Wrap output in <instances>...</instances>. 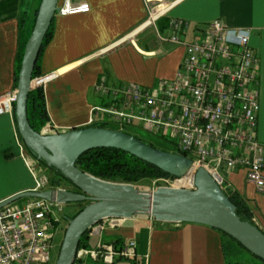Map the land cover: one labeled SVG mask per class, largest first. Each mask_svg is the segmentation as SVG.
Wrapping results in <instances>:
<instances>
[{
    "label": "crops",
    "instance_id": "obj_1",
    "mask_svg": "<svg viewBox=\"0 0 264 264\" xmlns=\"http://www.w3.org/2000/svg\"><path fill=\"white\" fill-rule=\"evenodd\" d=\"M41 1L0 0V97L17 89L20 16L26 11L31 23ZM69 1L89 3L90 10L56 13L53 37L43 52L42 73H57L43 84L54 131L88 127L92 119H101L93 108L107 105L96 91L102 81L111 87L133 83L155 88L161 79L175 77L185 49L160 39L159 34H169V26L160 30L158 20L185 21L182 36L193 40L210 21L221 19L230 27L251 30V45L260 58L258 138L264 144V0ZM151 8L158 17L155 22ZM37 162L20 137L14 113L0 114V202L34 189L29 164ZM226 178L227 189L243 199L264 230V191L247 181L244 170L227 173ZM113 219L117 224L111 226ZM89 235L90 248L101 242L137 241V257L114 264H229L226 247L233 245L229 236L209 225L157 220L148 214L105 218ZM85 264L104 263L88 259Z\"/></svg>",
    "mask_w": 264,
    "mask_h": 264
},
{
    "label": "built area",
    "instance_id": "obj_2",
    "mask_svg": "<svg viewBox=\"0 0 264 264\" xmlns=\"http://www.w3.org/2000/svg\"><path fill=\"white\" fill-rule=\"evenodd\" d=\"M57 8V14L75 15L89 11L90 5L66 0ZM150 18L154 22L158 18L154 8ZM186 28L187 23L177 19L169 23L168 35L159 34L161 40L185 49L175 77L161 79L155 88L98 83L96 91L107 99V105L96 106L93 112L106 114L108 119L101 115L91 123L109 122L124 132L142 128L167 141L172 152L190 157L193 166L208 169L223 190L227 188V173L244 170L247 181L264 191V144L258 138L260 58L251 45V30L215 19L201 36L188 40L182 36ZM56 75L51 72L35 77L32 87ZM15 101L16 91L0 97V114L14 113ZM42 131L56 132L51 126ZM29 165L36 183L33 191L65 189L52 184L49 167L41 165L39 159L37 165ZM39 167L41 175L36 173ZM189 186L193 189L194 181ZM64 204L30 197L21 205L1 207L0 264H50L55 239L67 228L63 224L68 221ZM252 221L257 223L254 218ZM116 224L117 220L110 222L111 226ZM136 249V240L122 246L101 242L96 248H79L75 262L85 264L92 259L114 264L120 258H136Z\"/></svg>",
    "mask_w": 264,
    "mask_h": 264
},
{
    "label": "water",
    "instance_id": "obj_3",
    "mask_svg": "<svg viewBox=\"0 0 264 264\" xmlns=\"http://www.w3.org/2000/svg\"><path fill=\"white\" fill-rule=\"evenodd\" d=\"M59 0H42L32 33L26 43L19 71L15 116L19 134L32 154L59 170L78 192L67 189L26 191L0 202V208L25 197L56 199L61 203L91 201L73 218L60 247L55 264H73L82 235L105 218L148 214L157 220L195 222L219 229L237 240L253 255L264 260V230L256 222L243 220L236 205L204 166L196 169L193 189L158 187L138 189L130 183L100 179L77 166L78 157L99 147L129 152L175 177L186 175L193 160L167 151L114 128L88 126L46 133L35 131L29 123L28 93L33 89V71L47 31L57 12Z\"/></svg>",
    "mask_w": 264,
    "mask_h": 264
},
{
    "label": "trees",
    "instance_id": "obj_4",
    "mask_svg": "<svg viewBox=\"0 0 264 264\" xmlns=\"http://www.w3.org/2000/svg\"><path fill=\"white\" fill-rule=\"evenodd\" d=\"M2 4H4V2H0V5ZM38 11H39V7L37 8L35 17L31 23L28 21L26 11L22 12V15L20 16V19H19L20 44H19V50L17 54V69H16V74H15L16 87L18 83V77H19V71L21 68L22 59L24 56L25 46L34 28L36 18L38 15ZM158 25H159L160 30H164L166 27L169 26V22L167 19L158 20ZM53 33H54V19L43 40L41 50H40V53H39V56H38V59L36 61L35 68L33 71V78L43 74L41 70L42 56H43V52L46 46L48 45V43L51 41L53 37ZM27 112H28L29 123L35 131L41 132L47 126L52 127L51 118H50V115L47 109L46 95H45V90H44L43 85H40L29 91L28 100H27ZM14 115H15V111H14ZM15 119H16V116H15ZM91 126L112 128L106 125L105 123H98V122L93 123ZM126 132L131 134L130 131H126ZM134 136L141 139L140 137L136 135ZM146 143H149L155 146L153 143H150V142H146ZM28 150L31 152L29 148ZM39 161L41 165L48 166L49 169L53 172V177H52L53 185L58 186L59 184L57 180L58 178H63L69 181L55 167L49 166L42 159H39ZM76 164L78 167H80V169H82L83 171L87 173H90L100 179L107 180V181H114V182L137 183L143 178H160V177L171 178V179L178 178L173 175H170L169 173L158 168L157 166L136 157L135 155L129 152H126L118 148H113V147H99V148L87 150L78 157ZM69 182L72 183L71 181ZM224 192L227 195V197L236 205L237 214L243 220L253 222L252 212L250 211L247 204L243 201V199L236 192L229 190L227 188L224 189ZM74 203L82 204L83 202H74ZM84 207L85 206L81 207L71 218L77 215ZM89 234H90V229H88L82 235L80 242H79V248L90 247L89 245L90 235ZM224 234L227 235L226 233ZM232 239L239 246L243 247V245H241L237 240H235L234 238ZM114 244L119 245V246L123 245L121 244L119 240L115 241ZM73 264H76V262L74 261ZM234 264H239V263H234Z\"/></svg>",
    "mask_w": 264,
    "mask_h": 264
},
{
    "label": "rangeland",
    "instance_id": "obj_5",
    "mask_svg": "<svg viewBox=\"0 0 264 264\" xmlns=\"http://www.w3.org/2000/svg\"><path fill=\"white\" fill-rule=\"evenodd\" d=\"M1 17V16H0ZM102 116H106V114H101ZM107 117V116H106ZM108 119V117H107ZM98 123H102V122H98ZM108 126H114L111 125L109 122L108 124H106ZM131 134L136 135L138 137H140L142 140H144L145 142H150L153 143L155 146H157L160 149L163 150H167V151H171V145L163 140V139H159L153 135H151L149 132L143 130L142 128H134L132 130H130ZM31 153V152H30ZM195 170V167L193 166V168L191 169V171L187 174L188 176L191 175ZM36 173L37 175H41L43 173L42 169L39 167L36 169ZM49 174L53 177V172L50 170ZM57 179V178H56ZM59 184L58 187H62L65 188L69 191H74V192H78V189L69 181H67L66 179L63 178H58L57 179ZM177 179H171V178H165V177H160V178H143L140 181H138L137 183H130L135 185L138 189L140 190H145V191H154L156 190L158 187H173L174 182ZM194 181V176L191 179V181L189 182V185L192 184V182ZM35 182V180H34ZM123 183V182H122ZM188 185V188H190V186ZM195 187V185H194ZM192 188V187H191ZM28 198L30 197H25V198H21L16 200L15 202H13L14 204H23ZM82 204L79 203H65L63 208H64V216H66L67 218H71L81 207L83 206H87L88 204L91 203V201H82ZM66 223V225H65ZM63 224L65 225V227H67L68 225V221L66 220L65 222H63ZM65 235V231L64 232H60L56 239H55V248L52 251V260L50 264H55L56 260L58 258V254L60 251V247L63 241ZM233 245H227L226 249H227V253H228V258L230 260L231 264L234 263H239V264H264V261L262 259H260L257 256H254L252 253H250L247 249L239 246L232 238H230Z\"/></svg>",
    "mask_w": 264,
    "mask_h": 264
},
{
    "label": "bare ground",
    "instance_id": "obj_6",
    "mask_svg": "<svg viewBox=\"0 0 264 264\" xmlns=\"http://www.w3.org/2000/svg\"><path fill=\"white\" fill-rule=\"evenodd\" d=\"M195 167V170H194V172L191 174V175H184V176H182V177H180V178H178L175 182H174V185H173V187L174 188H181V187H183V186H188L189 185V182L191 181V179L193 178V176H194V174H195V171H196V169H197V167L196 166H194ZM193 168V167H192ZM191 171V170H190Z\"/></svg>",
    "mask_w": 264,
    "mask_h": 264
}]
</instances>
